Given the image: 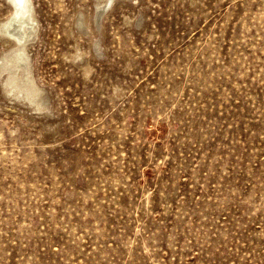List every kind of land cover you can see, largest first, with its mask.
<instances>
[{"label": "rangeland", "instance_id": "374dc122", "mask_svg": "<svg viewBox=\"0 0 264 264\" xmlns=\"http://www.w3.org/2000/svg\"><path fill=\"white\" fill-rule=\"evenodd\" d=\"M32 1L0 264H264V0Z\"/></svg>", "mask_w": 264, "mask_h": 264}, {"label": "bare ground", "instance_id": "6f19581e", "mask_svg": "<svg viewBox=\"0 0 264 264\" xmlns=\"http://www.w3.org/2000/svg\"><path fill=\"white\" fill-rule=\"evenodd\" d=\"M6 1L12 7L9 17L0 25V34L14 42V49L8 57L5 56L3 58L0 64V72L8 73L10 75L9 79L15 81L16 70L21 67V62L26 57V47L28 43H32L36 39L38 25L34 15L35 11L32 0ZM24 70L27 73L29 69L25 67ZM19 86L21 90L32 88L30 84H25L23 80H17L15 88ZM36 93L39 94L40 91L38 90Z\"/></svg>", "mask_w": 264, "mask_h": 264}, {"label": "water", "instance_id": "95a60500", "mask_svg": "<svg viewBox=\"0 0 264 264\" xmlns=\"http://www.w3.org/2000/svg\"><path fill=\"white\" fill-rule=\"evenodd\" d=\"M109 6H110V5H109ZM109 6H108V7H109Z\"/></svg>", "mask_w": 264, "mask_h": 264}]
</instances>
